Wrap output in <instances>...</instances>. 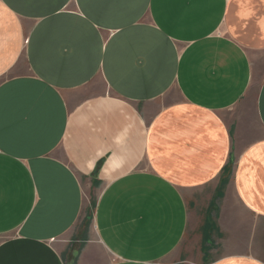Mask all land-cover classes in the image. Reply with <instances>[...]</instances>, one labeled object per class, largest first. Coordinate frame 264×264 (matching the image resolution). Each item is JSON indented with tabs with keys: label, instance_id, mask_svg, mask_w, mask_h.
Listing matches in <instances>:
<instances>
[{
	"label": "crops",
	"instance_id": "crops-1",
	"mask_svg": "<svg viewBox=\"0 0 264 264\" xmlns=\"http://www.w3.org/2000/svg\"><path fill=\"white\" fill-rule=\"evenodd\" d=\"M0 264H264V0H0Z\"/></svg>",
	"mask_w": 264,
	"mask_h": 264
},
{
	"label": "rangeland",
	"instance_id": "rangeland-1",
	"mask_svg": "<svg viewBox=\"0 0 264 264\" xmlns=\"http://www.w3.org/2000/svg\"><path fill=\"white\" fill-rule=\"evenodd\" d=\"M228 172V170H226ZM226 171H225V174H226ZM227 176V174L225 175V177Z\"/></svg>",
	"mask_w": 264,
	"mask_h": 264
}]
</instances>
